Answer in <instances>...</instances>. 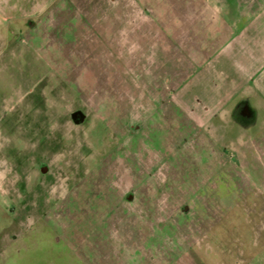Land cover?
<instances>
[{"label": "rangeland", "instance_id": "374dc122", "mask_svg": "<svg viewBox=\"0 0 264 264\" xmlns=\"http://www.w3.org/2000/svg\"><path fill=\"white\" fill-rule=\"evenodd\" d=\"M0 264H264V0H0Z\"/></svg>", "mask_w": 264, "mask_h": 264}, {"label": "flooded vegetation", "instance_id": "af4514ba", "mask_svg": "<svg viewBox=\"0 0 264 264\" xmlns=\"http://www.w3.org/2000/svg\"><path fill=\"white\" fill-rule=\"evenodd\" d=\"M15 44V43H14ZM242 99L245 100V98L242 97ZM242 99H239L238 103L235 105V108L233 109L234 111V116L236 119L239 120L240 123H242L243 125H248L249 123L252 122L253 119H255L256 117V113L255 111L252 109L250 110V105L249 103L247 104V102H249V100H245L242 101ZM77 112V111H75ZM74 112V113H75ZM80 112V111H79ZM81 113V112H80ZM73 114V113H72ZM72 114H71V118H72ZM82 114V113H81ZM83 115V114H82ZM84 116V115H83ZM84 121V120H83Z\"/></svg>", "mask_w": 264, "mask_h": 264}, {"label": "water", "instance_id": "95a60500", "mask_svg": "<svg viewBox=\"0 0 264 264\" xmlns=\"http://www.w3.org/2000/svg\"><path fill=\"white\" fill-rule=\"evenodd\" d=\"M72 119L75 123H81L84 120V116L79 112H75L72 114Z\"/></svg>", "mask_w": 264, "mask_h": 264}, {"label": "crops", "instance_id": "0c3cea01", "mask_svg": "<svg viewBox=\"0 0 264 264\" xmlns=\"http://www.w3.org/2000/svg\"><path fill=\"white\" fill-rule=\"evenodd\" d=\"M43 172V171H42Z\"/></svg>", "mask_w": 264, "mask_h": 264}]
</instances>
